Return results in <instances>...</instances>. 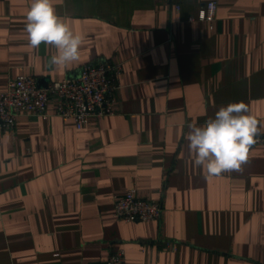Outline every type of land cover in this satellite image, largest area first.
Returning <instances> with one entry per match:
<instances>
[{
  "label": "crops",
  "instance_id": "0c3cea01",
  "mask_svg": "<svg viewBox=\"0 0 264 264\" xmlns=\"http://www.w3.org/2000/svg\"><path fill=\"white\" fill-rule=\"evenodd\" d=\"M208 1L54 0L84 37L80 59L56 67L53 46L28 44L31 0H0V91L102 58L123 66L112 114L78 127L52 104L0 131V264H100L121 248L126 264H264V146L208 176L185 139L241 101L264 133V0H214L215 18L199 20ZM130 189L162 217L115 216Z\"/></svg>",
  "mask_w": 264,
  "mask_h": 264
},
{
  "label": "built area",
  "instance_id": "2783aa9c",
  "mask_svg": "<svg viewBox=\"0 0 264 264\" xmlns=\"http://www.w3.org/2000/svg\"><path fill=\"white\" fill-rule=\"evenodd\" d=\"M217 1H208L201 8L198 19L212 20L216 16ZM180 9V6H177ZM123 66L105 58L82 65L77 75L39 84L35 75H21L9 82L8 89L0 91V131H15L21 115L47 117L50 105L54 114L73 120L78 127L93 117L114 112L122 84ZM254 145L264 146V133H258ZM164 211L160 200L137 195L135 189L115 197L114 214L126 221L159 220ZM100 264H126L125 250L119 249Z\"/></svg>",
  "mask_w": 264,
  "mask_h": 264
},
{
  "label": "clouds",
  "instance_id": "9594fccd",
  "mask_svg": "<svg viewBox=\"0 0 264 264\" xmlns=\"http://www.w3.org/2000/svg\"><path fill=\"white\" fill-rule=\"evenodd\" d=\"M25 31L28 44L39 48L43 43L53 46L56 54L50 63L67 67L80 59L81 34L73 32L67 21L56 12L54 0H31L26 12ZM260 122L248 114L244 102L221 106L203 125L189 124L185 139L193 157V165L208 176L227 171H239L249 157L250 148L257 142Z\"/></svg>",
  "mask_w": 264,
  "mask_h": 264
},
{
  "label": "water",
  "instance_id": "95a60500",
  "mask_svg": "<svg viewBox=\"0 0 264 264\" xmlns=\"http://www.w3.org/2000/svg\"><path fill=\"white\" fill-rule=\"evenodd\" d=\"M39 84L41 85V86H45L46 84L45 83H43V82H39Z\"/></svg>",
  "mask_w": 264,
  "mask_h": 264
}]
</instances>
